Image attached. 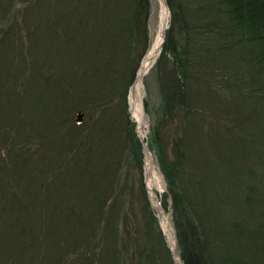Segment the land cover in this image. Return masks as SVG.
<instances>
[{"label": "trees", "instance_id": "1", "mask_svg": "<svg viewBox=\"0 0 264 264\" xmlns=\"http://www.w3.org/2000/svg\"><path fill=\"white\" fill-rule=\"evenodd\" d=\"M5 1V10L0 4L1 16L4 13L9 15L17 4L15 0ZM40 1L46 3L45 0ZM167 3L172 22L157 66H163L166 56L173 59V69L165 78V114L151 127L150 148L154 149L167 182L165 205L167 207L169 204L172 210L180 256L183 264H251L252 261L249 259V262L244 257L248 253L253 254L254 250L250 248L256 243L246 246L253 241V235L248 234V240L245 239L247 244L244 245L241 226L236 225L233 235H229L224 225L217 224L218 208L222 202L220 199L225 195V191H220V188L227 183L223 181V177L221 181H216L219 184L218 193L213 189L212 175L213 171L219 172V168L224 167V162L220 159L221 156H228L227 151L231 149L232 142H221L218 143L219 146L213 142L221 134L213 128L212 121H217V118L212 117L218 116L213 106L220 108L226 103H223L224 97H213V84L220 76H227V83L232 78L236 80L229 86L235 83L242 85L241 81L248 79L247 82H254V85L248 87L246 95L255 99L253 106L264 109V0H167ZM68 4L70 5H65L61 0L50 2V16L39 17L34 27L29 26L31 18L26 12L28 14V11L37 6H24L21 14L26 22V29L29 30L28 49L32 57L36 54L34 50H37L40 57L54 61L59 50L61 55L65 53L72 57L85 50L98 55L110 52L113 60L124 55L129 63L135 52L138 54L135 61L137 66L150 47L149 0H69ZM67 9L73 15L80 13V17H77L79 22L73 15L64 17L58 14ZM0 18L3 21L9 17ZM92 33L97 34L96 50L88 37ZM11 35L7 33L4 37L1 36L0 54L4 53V76L8 73L15 78L21 68L19 65L15 67L14 62L21 59L20 62L27 63L24 57L29 54L24 50L23 41L18 47ZM177 36L184 42L182 48H179L180 40ZM51 45H54V51L48 58L44 51ZM140 47L141 50H138ZM7 50L10 51L9 55ZM0 66L2 67L1 60ZM55 67L54 65V69ZM51 75L54 77L53 73ZM70 83L76 91L69 93V83H61L62 86L56 89L57 96L53 105L58 103L61 109L70 110L81 103L86 106L89 97H97V87L92 85L90 88L87 85L91 83ZM241 87L239 90H242ZM4 88V79L0 75V108H6L3 104ZM17 89L21 92L20 86ZM241 96L242 93L239 97ZM239 97L238 101H231L235 113L245 107L244 101ZM69 99L74 101L70 102ZM170 123L176 124L177 131L169 130L171 142L167 143L162 134ZM89 127L91 133L99 130V126L93 128L84 121L75 123L69 132L77 134ZM131 135L133 143L139 148L138 139L134 133ZM92 141L93 138L79 140L82 146L85 142L88 144ZM70 146L73 151V144ZM70 148L67 147L64 158L53 163L54 166L51 165L53 175L37 173L36 169L34 174L28 165L31 163L25 161L22 166L25 172L23 179L19 175H10L9 172L0 176V264H40L35 258H42L45 251L38 254L39 248L35 246L39 247L41 240L46 239L50 244L49 249L54 248V220L61 228L63 225L69 228V236L75 242L74 247L68 249L70 254L65 252L66 262L72 258V264H103L97 259V251L102 248V258H105L108 257L110 248H114V242L108 236L113 238L116 232L111 229L114 227L112 215L107 216L106 210L108 203L112 202L109 198L113 197L116 178L111 181L107 176L100 178V173L94 170L97 168L92 169L88 164L89 159L85 163L83 157H78L76 149V154L70 155ZM216 149L221 151L218 150V153ZM16 166L20 168V164ZM106 184L107 187H103ZM57 186L63 190H58ZM38 192L41 194L37 195ZM48 192L51 193L48 195ZM52 192H55V199L50 197ZM227 195L226 193L225 197ZM46 203L50 206L44 208ZM211 204H214L215 211ZM114 206L116 207L115 203L111 205ZM48 221L50 225L45 227ZM83 226L89 230L82 232ZM84 245L86 247L83 251ZM166 255L169 263L173 264L168 253Z\"/></svg>", "mask_w": 264, "mask_h": 264}, {"label": "rangeland", "instance_id": "2", "mask_svg": "<svg viewBox=\"0 0 264 264\" xmlns=\"http://www.w3.org/2000/svg\"><path fill=\"white\" fill-rule=\"evenodd\" d=\"M15 1L17 4L9 15L4 13L1 16L0 14V17H9L7 20L6 18L3 19L5 23L0 18V38L7 35V33H11L10 37L18 47L23 41L24 50L28 51L29 54V30L26 29V22L22 19L23 14H21L24 11V6L27 4L37 6V8L28 11V14L26 12V15L31 18L29 26L34 27L39 17L50 16L48 8L50 5L48 4L55 0H45L46 3L40 0H23L24 3H19L18 0ZM61 1L67 6L72 4V2L68 4L69 0ZM166 2L164 3L166 4ZM6 3L7 1L0 0L4 10ZM166 6L169 12L168 30L172 22V14L169 5L166 4ZM149 7L150 47L140 58L137 66H135V61L138 54L135 52L132 54V61L128 63L124 55H120L113 60V55L110 52L98 55L85 50L75 57L65 53L61 55L59 50L54 61H51L40 57L38 51L34 50L35 56L25 55L24 59L27 63L20 62L21 59L14 62V66L19 65L21 71H17V76L12 78L8 73L4 76V53L0 54V60L2 61L0 75L3 76L5 84L3 104L6 107L0 108V176L9 172L10 175H19L23 179L25 172L22 170V166H24L25 161L31 163V165H28L34 174L36 169L37 173L42 172L53 175L51 165L55 164L56 161L58 163V160H61L62 157L64 158L67 147L70 148V145L73 144V151L70 148V155L76 154L74 152L76 149L79 158L83 157L84 162L89 159V163H85L90 164L92 169L97 168L94 170L96 173H100V178L107 176L110 181L112 178H116L113 197L109 198L112 202L108 203L106 210L107 216L112 215L111 219H113L114 227L111 229L116 232V236H113V238L108 236L109 240L112 239L111 241L114 242V248H110L111 251L108 252V257L102 258V248L96 253L97 259L101 260L103 264H170L169 260L166 259V253H168L171 262L177 264L147 186L145 178L147 158L144 154L143 142L147 143L156 169L162 177V187L153 188V191L165 214L170 218L175 233L177 251L180 256L172 210L169 204L167 207L165 205L167 182L159 167L154 149L150 148L152 145L151 127L165 114L164 105L166 100L163 87L166 85L165 78L167 74L173 69V59L165 56L163 66H157L161 50L155 64L143 80L142 102L147 116V125L146 128H143L146 135L143 138L132 114L129 101L130 89L137 79L144 58L155 44L161 27L162 1L149 0ZM58 14L64 17H72L73 15L68 9L64 13L59 11ZM73 17L79 22L77 17H80V13L73 15ZM76 21L74 23H78ZM42 26L44 27L43 24ZM88 37L95 45L96 50L97 34L92 33ZM177 39L180 40L179 48H182L184 42L179 36H177ZM138 50H141V47ZM16 51L18 50L16 49ZM53 51L54 45H51L49 49L44 51V54L49 58ZM9 53L10 51L7 50L8 55ZM54 65L56 66L55 69ZM23 69L25 70L22 71ZM52 73L54 77L51 75ZM226 77H217L213 84V97L217 99L218 97H224L223 103L226 102L220 108H217V105L213 106L218 114V116L212 117L217 118V121H212L213 128L221 133L215 137L213 142H216L217 146L221 142H232V146H234H231V149L227 151L228 156H225V158L221 156L220 160L224 162V167L219 168V172L213 171L212 175L213 189L218 193L219 184L217 185L216 181H221L223 177V181L227 183L220 188V191H225V195L220 199V202H222L220 208H218L217 224L219 226L224 225L229 235H233L236 225L241 226L244 237L242 243L244 245L248 240V234L251 233L253 238H250L253 241H250L246 246H250L252 243L256 244L250 248L254 250L253 254L248 253L244 258L248 261L250 259L251 264L254 261V264H264V109L257 108V105L253 106L252 103H256L255 99L246 95L248 87L254 85V82L250 84L247 82L248 79H243L241 81L242 85L241 83H235L233 86H229L228 84L236 80L232 78L227 83ZM61 78L64 79L60 82ZM71 81L91 83L87 85L90 88H92V85L97 87V97H89L86 106L81 103L78 107L75 106L76 108L70 110L61 109L58 107V103L53 105L57 96L56 89L60 88L62 84L69 83V93L72 90L76 91L70 83ZM17 86H20L21 92H18ZM240 86H242V90H239ZM241 93L242 96L239 97ZM238 97L241 101H244L245 107L242 110L237 109L238 112L235 113L236 110L233 109L231 101L234 99L238 101ZM69 100L70 102L74 101ZM89 102L93 105L88 104ZM79 113L82 114L81 121H78ZM84 121L93 128L99 126V132L92 130L94 131L93 135L90 132L91 127L84 128L82 132L78 131L77 134L69 132L71 127L75 126V123L80 124ZM169 130L176 132V124L170 123L167 130L162 134L167 143L171 142ZM132 133L140 143V151L131 139ZM82 138H93V141L88 142V144L85 142V145L82 146V142H79ZM215 156L217 157V155ZM17 164H20V168H17ZM114 166H116L118 172H116V168H113ZM107 185L103 187H107ZM57 189L63 190L62 187L58 186ZM55 192H52L50 196L53 199L56 198ZM49 193L51 192H48V195ZM226 193L228 194L227 197H225ZM39 194L41 192L37 193V195ZM113 203L116 204V207H111ZM48 204H44V208L49 207L50 204ZM211 206L213 210L214 204H211ZM48 225H50V221L47 222L45 227ZM54 225L52 240L53 243L56 242V246L54 245L53 249H49L48 240L42 239L39 247L36 245L35 248H39L38 254L41 251L45 252L41 256L42 258L37 256L35 260L40 264H72V258H69L67 262L65 261V252L69 255L68 249L71 246L74 247L75 244L73 238L69 236L70 230L65 225L61 228L56 220H54ZM45 227L44 231L47 230ZM81 228L82 232L89 230L86 226ZM245 239L247 240L245 241ZM85 245L82 248L83 251ZM33 252L36 251L33 250ZM243 256H245V253H243ZM94 258L96 259V256Z\"/></svg>", "mask_w": 264, "mask_h": 264}, {"label": "bare ground", "instance_id": "3", "mask_svg": "<svg viewBox=\"0 0 264 264\" xmlns=\"http://www.w3.org/2000/svg\"><path fill=\"white\" fill-rule=\"evenodd\" d=\"M162 1L163 10L161 13V27L159 31V35L156 39L155 44L147 54V56L144 58L141 68L137 74V79L133 86L130 89L129 93V101L130 106L132 110V114L139 126L140 134L143 137H145L146 132L143 131V128H146L147 125V116L145 114V110L143 107V80L148 74V72L151 70L153 65L155 64L158 56L160 55V52L162 50V46L165 40V34L169 23V12L166 4L164 3L165 0ZM145 172H146V182L147 186L150 191V195L154 204V207L158 211V216L163 228V231L165 233L166 239L168 241V244L174 254V257L177 261V264H182L181 258L179 256V253L177 251V243L175 238V233L173 230V226L170 222V218L168 215L165 214L164 210L160 206V203L157 200V196L153 191V188H161L162 187V177L159 175L156 166L154 164V160L151 154H147L146 159V165H145Z\"/></svg>", "mask_w": 264, "mask_h": 264}, {"label": "water", "instance_id": "4", "mask_svg": "<svg viewBox=\"0 0 264 264\" xmlns=\"http://www.w3.org/2000/svg\"><path fill=\"white\" fill-rule=\"evenodd\" d=\"M166 1V0H165ZM166 4H167V2H166ZM82 120V114L81 113H79L78 114V121H81ZM143 142V141H142ZM143 146H144V154L146 155V158H147V154H151V152H150V150H149V148H148V146H147V143H145V142H143ZM176 263H177V261H176Z\"/></svg>", "mask_w": 264, "mask_h": 264}]
</instances>
